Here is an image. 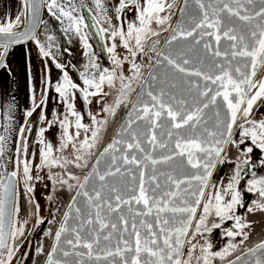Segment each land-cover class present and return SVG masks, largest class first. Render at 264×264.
<instances>
[{
    "label": "snow or ice",
    "instance_id": "1",
    "mask_svg": "<svg viewBox=\"0 0 264 264\" xmlns=\"http://www.w3.org/2000/svg\"><path fill=\"white\" fill-rule=\"evenodd\" d=\"M20 3L0 80L18 46L41 67L0 101V264H264V0Z\"/></svg>",
    "mask_w": 264,
    "mask_h": 264
},
{
    "label": "flooded vegetation",
    "instance_id": "2",
    "mask_svg": "<svg viewBox=\"0 0 264 264\" xmlns=\"http://www.w3.org/2000/svg\"><path fill=\"white\" fill-rule=\"evenodd\" d=\"M22 7L20 0H0V23L6 22L5 20V12H8L11 17L14 19L15 15L18 13L20 8ZM50 19V18H49ZM87 23L91 24L90 17L86 20ZM51 25L54 26V33L56 36L60 37L59 43L62 44L64 47H71L73 51V56L68 57L67 54H65V62H67L68 59H71L74 63L77 65L83 63V58L80 55V45L78 41L73 42L72 44H69L66 37L61 36L59 32L60 25L56 21H51ZM90 43L93 44L94 49L97 53L100 52L99 47H96L97 45V39L96 38H90ZM32 47V54H31V64L28 63V53L26 51L25 46H18L15 50V55L12 58V75L11 76H5L3 80H0V101L5 99H11L13 96L15 97V100L18 104L19 110L22 113L24 108L29 107L30 101H29V82H28V73L29 70L32 71L33 75L36 77H39L40 74V63L36 56V50L35 46L31 45ZM105 64H107V60L105 59ZM70 75H73L71 72V69H69ZM53 79L56 78V70L53 68ZM73 79H76V77L73 75ZM37 99L39 100V88L40 85L37 82ZM54 105L50 102L49 103V110ZM92 111H98V106L93 104ZM62 110V109H61ZM261 112H264V108L260 109ZM35 120V117L32 118ZM39 125H37V128ZM38 162V161H37ZM14 166V160L12 161V165ZM50 191V189H45L42 184L37 185L36 189V196L39 199L40 205H41V215L45 214V209L48 207L47 202L44 200V195ZM58 198L66 200L68 194L66 192H58L57 193ZM54 207V206H53ZM254 219L258 221L256 228L257 230L260 228L261 224L264 223V217H261L259 214H257ZM37 238H39V233H37Z\"/></svg>",
    "mask_w": 264,
    "mask_h": 264
},
{
    "label": "water",
    "instance_id": "3",
    "mask_svg": "<svg viewBox=\"0 0 264 264\" xmlns=\"http://www.w3.org/2000/svg\"><path fill=\"white\" fill-rule=\"evenodd\" d=\"M261 77L260 76H257L256 79L259 80Z\"/></svg>",
    "mask_w": 264,
    "mask_h": 264
}]
</instances>
